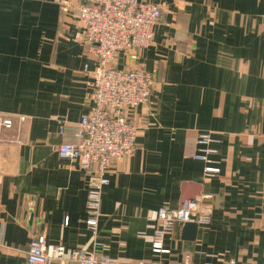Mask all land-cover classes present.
Instances as JSON below:
<instances>
[{"label": "crops", "instance_id": "obj_1", "mask_svg": "<svg viewBox=\"0 0 264 264\" xmlns=\"http://www.w3.org/2000/svg\"><path fill=\"white\" fill-rule=\"evenodd\" d=\"M152 1L162 7L152 43L115 63L156 81L149 101L127 112L137 148L109 169L99 251L127 263L264 264V0ZM61 2L0 0V115L15 122L0 136V264H25L37 234L68 254L93 246L88 173L58 146L78 141L97 58ZM201 131L218 140L211 178L194 158ZM184 193H197L212 220L193 238L177 224L171 253H154L151 213L177 210Z\"/></svg>", "mask_w": 264, "mask_h": 264}, {"label": "built area", "instance_id": "obj_2", "mask_svg": "<svg viewBox=\"0 0 264 264\" xmlns=\"http://www.w3.org/2000/svg\"><path fill=\"white\" fill-rule=\"evenodd\" d=\"M61 3L64 12L75 13L83 24L85 42L97 58L91 82L92 107L80 120L78 141L58 146L61 158L78 160L80 168L88 173L85 223L93 246L68 254L64 244L49 243L44 234H37L29 243L25 264H164L145 260L117 262L99 251L105 246L99 239V221L103 190L110 182L109 169L115 160L130 156L137 148V127L127 112L149 101L156 81L155 73L144 67L121 68L115 63L120 53L135 58L140 49L152 43L162 7L152 0H62ZM25 120L26 116H19L20 122ZM14 123L11 116L0 115V136L4 129H12ZM217 143L210 132H199L194 158L203 163L207 178L220 172ZM199 203V198H195L185 201L177 210L162 207L152 211L151 219L159 222L151 242L154 253H171L166 238L177 224L211 222V216L199 210ZM68 223L66 218L65 224Z\"/></svg>", "mask_w": 264, "mask_h": 264}, {"label": "water", "instance_id": "obj_3", "mask_svg": "<svg viewBox=\"0 0 264 264\" xmlns=\"http://www.w3.org/2000/svg\"><path fill=\"white\" fill-rule=\"evenodd\" d=\"M185 186L187 187L188 184H185ZM197 193H195L196 195ZM195 195H187V194H183V197H182V205L185 203V201L188 199V200H192L194 199ZM181 205V206H182ZM197 227H198V224L196 222H187L185 223L184 225V235L187 237V238H193L195 237L196 235V230H197Z\"/></svg>", "mask_w": 264, "mask_h": 264}]
</instances>
